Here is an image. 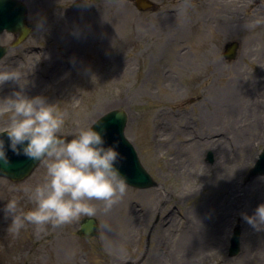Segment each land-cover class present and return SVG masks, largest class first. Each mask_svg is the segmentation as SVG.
I'll return each mask as SVG.
<instances>
[{"label": "rangeland", "instance_id": "rangeland-1", "mask_svg": "<svg viewBox=\"0 0 264 264\" xmlns=\"http://www.w3.org/2000/svg\"><path fill=\"white\" fill-rule=\"evenodd\" d=\"M22 1L34 29L0 61L21 73L18 82L0 84L1 93L45 96L63 112L59 133L70 138L124 109L125 134L157 186L127 185L111 207L93 199V215L43 227L26 222L16 232L3 205L15 195L23 209L34 207L29 192L43 181L45 163L24 181L0 178V264H174L175 257L180 264H264L261 237L247 232L242 216L264 202V175L245 180L264 145V23H250L264 17V0H154L158 11L173 10L165 16L139 11L134 0ZM10 37L2 34L0 43ZM232 88L243 96L238 108L226 100ZM6 123L0 114V129ZM196 212L213 233L199 248L179 247L183 233L202 228L183 231ZM91 216L98 228L88 238L79 227ZM236 227L240 250L230 256Z\"/></svg>", "mask_w": 264, "mask_h": 264}, {"label": "clouds", "instance_id": "clouds-1", "mask_svg": "<svg viewBox=\"0 0 264 264\" xmlns=\"http://www.w3.org/2000/svg\"><path fill=\"white\" fill-rule=\"evenodd\" d=\"M252 24L264 23L257 17ZM21 73L15 68L0 71V84L18 82ZM0 114L7 123L0 133V164H10L9 149L17 155L43 160L46 167L42 182L34 185L29 198L34 207L23 209L19 197L13 196L3 205V213L10 217V227L19 232L26 222L37 227L47 223L62 224L82 214L93 215V199L111 207L127 189V178L118 167L122 153L118 141L106 143V129L101 125L80 127L75 135H59L63 127V112L43 95L29 96L23 88L13 89L0 97ZM96 124L100 125L97 121ZM5 167H0L3 171ZM243 218L257 230L264 228V202Z\"/></svg>", "mask_w": 264, "mask_h": 264}, {"label": "water", "instance_id": "water-1", "mask_svg": "<svg viewBox=\"0 0 264 264\" xmlns=\"http://www.w3.org/2000/svg\"><path fill=\"white\" fill-rule=\"evenodd\" d=\"M26 13L27 7L24 3L18 0H0V32L4 29L13 32L21 30L22 36L24 37L28 33V29L25 27ZM5 50L6 48L0 46V57L4 54ZM99 122L100 125L95 124L93 127L98 129L99 126L102 125L106 129V137L110 135L108 137V143L110 144L113 141H118V147L121 144L120 152L122 153V159L118 167L127 178V183L139 188L155 184L149 174L141 166L134 149H128V144L123 132L126 115L122 111H112L99 120ZM5 146H7L6 139ZM8 156L10 158V164L7 166L0 164V167H5L3 171H0V175L8 176L15 180L27 176L39 162L38 160L23 155H17L13 153L11 149L8 151ZM209 158L212 161L211 153L209 154ZM257 174H264V150L256 162L255 167L251 170V176ZM95 227V220L90 218L82 225L81 230L85 235L91 236L94 233ZM237 237L238 236H235L232 239L231 254H235L238 251Z\"/></svg>", "mask_w": 264, "mask_h": 264}, {"label": "bare ground", "instance_id": "bare-ground-1", "mask_svg": "<svg viewBox=\"0 0 264 264\" xmlns=\"http://www.w3.org/2000/svg\"><path fill=\"white\" fill-rule=\"evenodd\" d=\"M227 94L228 95L226 96V100L229 101V105L231 106L230 108H238L239 104H238V106H236V105L240 101L241 97H243L241 95V93H239L238 90L235 91L234 88H232L229 91H227ZM222 99H224V98H222ZM247 106H249V105L247 104ZM236 112H238V111H236ZM239 112H240V110H239ZM236 196L239 199L243 195H236ZM260 203H262V202L259 201V204ZM148 210L150 211V208L149 207L145 210V213ZM249 214H250V212H249ZM195 217H196V219H194V221H193V218H189L186 224L184 222L185 225L183 224V231H187L185 229H187L188 227L191 228V229H193L194 228V225L195 224H198V225H202V228L203 229L201 228L199 230H201L202 233H204L203 236L201 237V236H199L197 234L199 230L196 233H193V234L183 233V235L181 236V238L179 239V242L177 244L179 247H181V245H185V246L189 247V249L190 248H195L196 249L197 247L199 248L200 245L202 244L203 237H209V235H211L213 233V231H212L213 228L211 229V226H210L211 224L203 218V216L201 215L200 212H196L195 213ZM216 228L219 231L220 228L218 226H216ZM247 232L250 233L252 236H255V234H256V236H258V238L261 237L260 240H259L260 243H258V244H259L260 249L262 251H264V244H262V237H263V240H264V228H261L260 230H257L256 228H254L251 225V227L248 228ZM173 262H174V264L175 263L176 264H180V260H178L177 257L173 258Z\"/></svg>", "mask_w": 264, "mask_h": 264}]
</instances>
